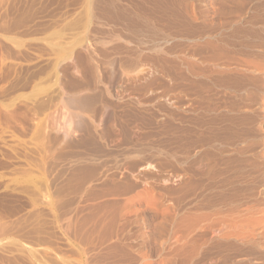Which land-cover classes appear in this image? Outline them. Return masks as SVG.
Listing matches in <instances>:
<instances>
[{"label":"rangeland","instance_id":"374dc122","mask_svg":"<svg viewBox=\"0 0 264 264\" xmlns=\"http://www.w3.org/2000/svg\"><path fill=\"white\" fill-rule=\"evenodd\" d=\"M158 1L0 0V264H177L171 225L164 234L159 188L164 143L178 134L168 116L178 93L171 72L176 6ZM261 95L247 112L253 119L228 125L245 140L264 143ZM126 174L139 186L121 193ZM137 193L141 205L128 210L127 199L137 200Z\"/></svg>","mask_w":264,"mask_h":264},{"label":"bare ground","instance_id":"6f19581e","mask_svg":"<svg viewBox=\"0 0 264 264\" xmlns=\"http://www.w3.org/2000/svg\"><path fill=\"white\" fill-rule=\"evenodd\" d=\"M154 1L156 0H153V2ZM171 1H169L170 4ZM168 4L169 3L166 4V10L167 8L170 9ZM173 5L171 4V6ZM164 6V3H160L157 7L161 10H165ZM175 6L176 8L174 11L176 15H174L176 16V21L174 22H176V24L174 23V25L176 29L175 39L177 55L175 64L173 65L174 71L171 69V72H173V76L177 81L176 88L178 89V93L177 96L175 95L176 103L174 106V112H170V114L168 113V116H172L171 114H173L172 117L176 119V131H178V134L177 136L175 135L177 140H164L166 145L164 143L165 149L162 152L163 157L161 156L162 160L160 159L159 162L162 170H160V172H162V179H159L163 182L159 188H161L162 192L161 198H163L164 204H166L162 217L165 232L163 233L167 236L166 232L168 231V234L170 233V231L167 230L168 225L172 226L175 237V244L173 247L176 252L174 253L177 256V264H264V189H262L264 188V156L261 153L264 150V143L262 140H245L246 138L244 134L238 135L240 133H232V127L228 125L229 121L232 123L234 120L245 124L243 122L250 119L247 112H252L255 107L254 105L259 102L261 99L260 97H262L261 94L264 93V0H175ZM151 8L154 10V8L150 6L149 11H151ZM159 9L157 11L154 10V12L159 11L162 15L163 11L160 12ZM170 13L173 14L174 12ZM152 15H154V13H152ZM165 15L166 14H164V16ZM171 16L173 18V15ZM110 54L107 55L110 56ZM169 64H167V66ZM89 71L90 70H88V72ZM114 81L116 82V80ZM163 85L165 86V84ZM87 96L89 95H86V97ZM89 105L92 106V103L88 104V106ZM165 111L166 110H164V112ZM251 119H253V117ZM238 122H236L235 125H238ZM234 123L235 122H233V125ZM238 130L234 131L238 132ZM249 131L251 132V130ZM111 134L114 135V133ZM87 135L89 136V134ZM252 135L254 136V134ZM117 145H119V143ZM104 150L105 149L102 151ZM115 151L114 154H116ZM140 153H142V151ZM155 156L156 155H154V158ZM151 157L153 156L151 155ZM144 161L142 160L141 163ZM81 169H83V167ZM130 170L133 171L134 167H130L129 171ZM71 174L73 175V173ZM129 177L128 174L124 175V178L128 180L121 186V189L123 190L121 193H130L138 188V181L136 182L135 180H132V177ZM173 178L176 179L173 182L175 184L171 185L168 182L172 181ZM68 180L70 181V179ZM74 184L76 185L78 182L75 183L74 181ZM155 186L152 185V188L154 189ZM148 190L149 188H145L144 192H148ZM140 193H137V197H139L137 200L135 196L127 199L128 204L126 206L129 207L128 210H130L132 206L135 209L137 205H141L139 204V201H141V197L139 196ZM171 200L174 205L173 214H171L170 206L167 204V202ZM96 210L98 209L96 208ZM115 217L111 218L115 219ZM92 219L93 218H91V220ZM97 220H99V218ZM126 234L128 235V233ZM106 235H109V232ZM116 246L118 247V244ZM109 248H106V250ZM119 249H122V247Z\"/></svg>","mask_w":264,"mask_h":264}]
</instances>
